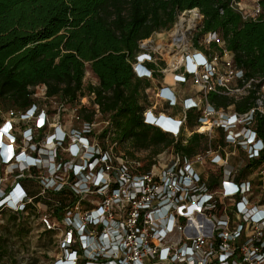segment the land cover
<instances>
[{"label":"built area","instance_id":"2783aa9c","mask_svg":"<svg viewBox=\"0 0 264 264\" xmlns=\"http://www.w3.org/2000/svg\"><path fill=\"white\" fill-rule=\"evenodd\" d=\"M229 5L242 19L264 21V0H251L248 5L229 0ZM188 10H197L199 16L198 9ZM173 41L181 43L177 38ZM202 46V50L184 49L173 62L172 83H163L155 91L167 108L180 106L181 114L149 109L142 113V121L176 141L187 112L195 109L196 133L204 135L205 147L190 155L166 147L151 157L149 169L124 154L117 158L108 149L89 146L88 138L80 134L73 135L63 159L57 150L71 135L60 127L46 134L43 143L54 148L44 157V145L34 139L49 123L46 109L36 103L22 111L5 112L0 122V165L18 172L11 186L0 190V209L39 213L44 230L58 229L61 252L52 264H264V202L250 201L253 182L249 176L237 178L243 159L233 163L229 158L236 148L244 150L249 160L264 150V139L256 128L258 119H264V75L246 76L216 32L205 33ZM138 57L151 61L149 53ZM133 70L147 79L155 70L164 71L136 65ZM189 80L198 93L180 97L174 85ZM211 93L232 101L217 105L209 101ZM249 96L252 104L244 111L236 110V103ZM21 122L26 126L19 133ZM85 126L90 132L92 121ZM201 126L208 129L199 131ZM212 129L220 132L216 145ZM76 140L89 149L80 148ZM204 164L220 169L216 182L206 178ZM34 168L42 170L37 180L41 189L29 195L18 177L23 170L31 177ZM65 185L75 196L87 191L94 195L89 206L81 209L76 200L59 218L39 212L43 203L39 198L34 202V196L50 189L60 191ZM9 200L13 205L5 204Z\"/></svg>","mask_w":264,"mask_h":264},{"label":"trees","instance_id":"16d2710c","mask_svg":"<svg viewBox=\"0 0 264 264\" xmlns=\"http://www.w3.org/2000/svg\"><path fill=\"white\" fill-rule=\"evenodd\" d=\"M195 7L202 14L196 47L203 48L197 43L198 36L216 32L246 76L264 75V21L242 19L229 0H0V113L36 104L33 89L46 98L57 97L61 104L78 102L85 90L109 118L102 135L110 130L118 141L136 148L174 142L167 133L142 121L141 102L150 82L137 77L132 64L140 50L139 41L153 31L169 28L177 14ZM211 46L217 47L216 43ZM86 63L98 82L84 87ZM146 66L155 68L152 62ZM251 98L236 103V110L244 111L252 104ZM209 99L214 101L215 94ZM83 110L80 107L79 113ZM82 116L86 122L92 121L91 111ZM256 128L264 139V119H258ZM181 136L175 145L189 155L205 139L202 133L193 132L182 144ZM263 162L264 150L249 160L239 176ZM18 180L27 185V193H39L38 181L35 188L25 176ZM46 192L59 200L54 208L59 216L62 206L74 199L67 185Z\"/></svg>","mask_w":264,"mask_h":264},{"label":"rangeland","instance_id":"374dc122","mask_svg":"<svg viewBox=\"0 0 264 264\" xmlns=\"http://www.w3.org/2000/svg\"><path fill=\"white\" fill-rule=\"evenodd\" d=\"M240 1L242 4L248 5L251 0ZM198 14L199 16L195 18L194 21H191L190 19L192 14L190 10H183L182 12L177 14L173 24L169 28L153 31L148 38L139 41L140 50L137 52L135 56L136 60L133 62L132 66L134 67V65L138 62L137 58L139 55H141L142 53H149L151 54V61L149 60V58L146 61L152 62L153 60L155 62V69L164 70L162 72L155 70L154 73L156 72L157 74L153 73L152 77L148 78L150 86L144 89L143 95L145 98H143L141 102L144 106L143 112L152 109V111H154L155 113L161 111H168L170 112V114L177 115V117L179 116V114H181L180 106L177 105L175 107L167 108L164 102L156 98L155 91L156 88L162 86L163 83H172L171 71L174 67L173 62L176 61V57H179L183 53L184 49L189 51H192L193 49H203L194 45V41H196L195 37H197L196 34H198L199 27L202 22V14L199 12V10ZM179 22H181V31H183L184 33V43H180V46L177 47L174 44L173 38L175 39L178 37H176V34L174 35L173 32L175 31V28L177 26L179 27ZM203 36L204 34L200 35V37L198 36L197 39V43L201 47H203ZM143 64L146 65L147 63L143 61ZM97 82V78L89 69V64L86 63L85 74L83 77L84 87L89 83L97 84ZM174 87H177L180 90V97L190 95L192 97H195V94L198 93L196 92V87L191 83L190 80L183 85L175 84ZM33 97L35 98L36 103L40 104L41 107L46 109V111L48 112L47 115H49V123L43 129L36 132V137L34 139L35 142L39 141L40 145H44L41 150L44 157L47 156L48 152L51 153V151L53 150L52 148L54 147L51 144L46 145L45 143H43V140L46 134L51 133L57 127H60L62 131L71 135V137L65 136V139L62 140V144L57 150V153H60L59 155L64 157L63 159H66L65 157H67V148L69 146V143L74 142V139L72 137L75 134H80L81 136L87 137L89 140V146L93 145L99 146L102 149H108V151L112 152L114 157L118 158L122 156V154H124V156L126 155L128 158H130V160L139 161L142 169H149L152 163L151 157H154L156 153H159L164 148H177L175 145V141L166 145L161 144L159 146H149L148 148H136L131 146L130 142L118 141L115 138L114 132L110 130H108L104 135H102L103 130L108 127L109 118L107 115H104L100 111L99 106L94 102L93 94L88 93L85 90L83 91V95L79 97L78 102L72 104H61L57 97L46 98L44 93H41V91L36 89H33ZM217 99L218 101H227V104L228 102L231 103L232 101V99L228 96L216 94L215 100ZM153 105H156L155 108H152ZM82 106L85 107V110H83L84 112L91 111L93 114L90 132H88V129H86L85 126L86 121L83 119L82 116L84 112H82V114L79 113V108ZM189 113H191L190 119ZM197 114L198 112L195 109L187 112L186 121L183 124V132L181 134L182 136L180 137L182 138V144L186 143L187 138L193 132L198 131L196 130ZM0 116V122H2V120L6 118L5 112H1ZM25 126L26 122L19 123L17 132L20 133L22 128H24ZM206 129H208V126ZM211 134V140H213L214 144L216 145L217 140L220 139V132L216 131V129H212ZM77 141L78 140H76V143L80 148L83 147L89 149L86 144L79 143ZM205 144V139L200 140L199 148H204ZM33 154L36 153L33 152ZM229 158L233 163L239 161L238 159L240 158L243 159L244 162H241L237 169V178H246L247 176H249L251 182H253L252 191L249 194L250 201L263 203L264 162L261 165L255 167L254 169H249L243 176L240 177L239 172H242L247 163L249 162V158H247L245 151L240 148H236L235 154L229 155ZM204 165L205 166L202 168L204 169L203 172H205V175L207 176L206 178L211 183H214V181L216 182L220 177V169H212L209 165ZM17 172L18 171L11 173L9 169L6 168V166L0 165V190L4 186H7V188L11 186V183L15 179V174ZM22 172L24 174L23 176L27 177L30 180V183L34 184L33 186L37 185L35 181H37L39 179L38 176L42 174V170L37 168L30 169L31 177L26 173L27 171L23 170ZM46 193L47 192H44L41 196H34L33 200H35L34 202H36V200L39 198V200H41V202L43 203L39 207V212H50L56 218L61 217L65 209L71 204H73L76 200L79 203V207L82 209L89 206V200L94 197V195L91 196L88 191L81 192L77 196L74 195V199L69 205L62 206L63 208L59 216L54 213V208L60 203L59 200L53 198V193ZM5 204L10 206V200L8 201V203L6 202ZM38 214L39 213L32 215L31 212L28 215L23 211H16L8 208L0 209V249L2 248L4 250L3 253L0 251V264H52L53 261L60 255L61 250L58 247L57 241L59 236L58 229L44 230L40 222L38 221Z\"/></svg>","mask_w":264,"mask_h":264},{"label":"bare ground","instance_id":"6f19581e","mask_svg":"<svg viewBox=\"0 0 264 264\" xmlns=\"http://www.w3.org/2000/svg\"><path fill=\"white\" fill-rule=\"evenodd\" d=\"M197 10H192L191 11V14H192V16H191V21L193 20H195V18H197L198 16H197V12H196ZM181 20V19H180ZM183 23V22H182ZM179 27L177 26L176 28H175V31L173 32V34L175 35L176 34V37H178L177 39H179L180 40V42H181V44L182 43H184V33H183V31H181V22H179ZM193 26V25H192ZM178 32V33H177ZM176 43V41H174V44ZM176 44H178V46H180V43H176ZM174 56V55H173ZM176 57V56H175ZM174 65V64H173ZM200 130L199 131H202V130H205L206 129V127L205 126H201L200 128H199ZM25 164V163H24ZM24 164H22V165H24ZM13 201V200H12Z\"/></svg>","mask_w":264,"mask_h":264},{"label":"crops","instance_id":"0c3cea01","mask_svg":"<svg viewBox=\"0 0 264 264\" xmlns=\"http://www.w3.org/2000/svg\"><path fill=\"white\" fill-rule=\"evenodd\" d=\"M211 101V100H210ZM211 102H213V103H215V104H217V105H222V106H224V105H228L229 104V102H228V104L225 102V101H218V99L217 100H214V101H211ZM201 169V168H200ZM203 169V168H202ZM205 173V172H204ZM23 187L24 188H26V190H28L29 188L27 187V185H24L23 184Z\"/></svg>","mask_w":264,"mask_h":264},{"label":"clouds","instance_id":"9594fccd","mask_svg":"<svg viewBox=\"0 0 264 264\" xmlns=\"http://www.w3.org/2000/svg\"><path fill=\"white\" fill-rule=\"evenodd\" d=\"M138 59V62L135 64L137 67H144V68H146V65L145 64H143V61H145L146 63H147V59H142V58H137Z\"/></svg>","mask_w":264,"mask_h":264}]
</instances>
